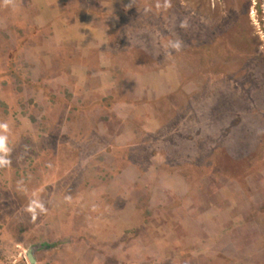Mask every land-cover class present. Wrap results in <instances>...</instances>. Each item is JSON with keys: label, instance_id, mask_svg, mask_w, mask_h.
Returning <instances> with one entry per match:
<instances>
[{"label": "rangeland", "instance_id": "374dc122", "mask_svg": "<svg viewBox=\"0 0 264 264\" xmlns=\"http://www.w3.org/2000/svg\"><path fill=\"white\" fill-rule=\"evenodd\" d=\"M0 264H264V0H0Z\"/></svg>", "mask_w": 264, "mask_h": 264}, {"label": "water", "instance_id": "95a60500", "mask_svg": "<svg viewBox=\"0 0 264 264\" xmlns=\"http://www.w3.org/2000/svg\"><path fill=\"white\" fill-rule=\"evenodd\" d=\"M28 257L30 258V260L33 262V259H32V256H31V254L29 253L28 254Z\"/></svg>", "mask_w": 264, "mask_h": 264}]
</instances>
